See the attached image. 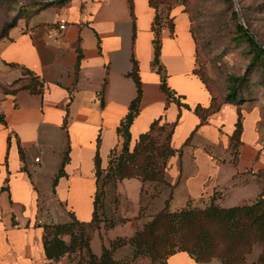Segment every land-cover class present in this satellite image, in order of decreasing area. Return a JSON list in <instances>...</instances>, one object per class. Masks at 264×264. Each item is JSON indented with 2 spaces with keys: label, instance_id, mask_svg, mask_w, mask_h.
Segmentation results:
<instances>
[{
  "label": "crops",
  "instance_id": "0c3cea01",
  "mask_svg": "<svg viewBox=\"0 0 264 264\" xmlns=\"http://www.w3.org/2000/svg\"><path fill=\"white\" fill-rule=\"evenodd\" d=\"M133 3L135 39L129 0H72L61 9L40 12L28 23L20 22L0 40V66L10 80L22 72L7 63H18L44 83L42 94L22 89L5 95L0 103L6 119L5 124L0 122V264H42L46 261L43 224L67 221L70 212L81 221L92 219L95 155L99 150L106 168L111 151H120L122 138L117 128L137 95L136 83L128 75L133 53L139 61L143 96L130 127L131 146L155 119L173 123L181 114L172 136L176 152L167 167L173 187H164L156 202L160 198L165 207L169 199L170 211L211 202L232 207L252 203L263 192L258 175L264 169L260 111L242 108L238 149L231 141L238 118L234 105H224L200 125L194 108L210 106L212 96L193 73L196 44L189 15L180 6L171 11L175 35L163 31L160 60L168 73V85L192 108L169 101L152 64L156 9L149 0ZM68 147L66 175L54 186ZM153 190L154 185L137 178L118 182L119 213L126 222L111 229L101 225L91 243L96 254L101 253L103 243L134 235L144 197ZM66 261L63 258L56 264ZM168 263L218 264L198 263L184 251L172 255Z\"/></svg>",
  "mask_w": 264,
  "mask_h": 264
},
{
  "label": "trees",
  "instance_id": "16d2710c",
  "mask_svg": "<svg viewBox=\"0 0 264 264\" xmlns=\"http://www.w3.org/2000/svg\"><path fill=\"white\" fill-rule=\"evenodd\" d=\"M72 0H51L43 3L30 17L34 18L40 12L50 7L63 8ZM179 0H149L152 7L156 9V15L152 22L154 33V59L152 64L160 74L161 89L167 95L169 101H175L180 108L192 107L183 102V95L168 85V73L161 63V50L163 43V31L167 29L171 36L175 35V16L171 15L175 3ZM69 2V3H68ZM130 2V11L133 18V38L136 36V23L133 0ZM162 4L170 5L166 15L160 8ZM179 4L184 5V2ZM189 15L191 21V32L196 44V63L193 73L196 74L210 92L212 99L208 107L200 104L194 108L200 117V125L208 122L210 116L222 110L226 104L234 105L237 109L236 128L231 136L232 145L238 149L242 144L243 111L242 101L245 99L246 90L241 91L246 83L245 75L255 69L264 60V49L252 37L242 24H238L241 35L247 39L252 48L253 57L250 61L245 75L242 77L228 76L229 90L224 97H219L212 82L204 77L198 69L199 43L193 30L192 16L186 8L183 9ZM234 16H238L234 11ZM20 19H28L27 16L19 14L12 21L6 23L0 31V40L8 37L12 28L16 27ZM80 50V49H79ZM81 58V51L79 54ZM133 67L128 74L136 83L137 95L130 104V110L117 128L118 135L122 138L120 151L113 149L109 155L108 165L102 167V159L97 150L95 155L96 193L94 197V210L89 222L79 220L74 212H70V219L64 222L45 223L43 227V247L46 261L42 264H56L63 258H67L66 264H126L114 257L116 250L124 245L130 244L134 248V255H149L161 260V264H169V258L177 252H187L198 263L209 261L218 256L223 264H248L245 255L259 244L263 247L257 262L252 264H264V188L260 196L251 204H242L232 207H222L212 202L205 209L186 207L177 211L168 210V202L151 221L147 222L142 229L131 237H118L103 243L102 251L98 255L92 250L93 234L100 230L104 224L106 229H111L117 224L126 222L119 213V196L116 188L120 180L125 178H137L143 183L157 182L173 187L166 177L169 159L176 152L172 146V136L180 120L173 123H161L162 117L155 119L150 130L142 133L133 149H131L130 127L140 110L143 96L142 81L140 77L139 61L135 53L132 55ZM10 67L19 68L22 76L13 80L11 89L6 94H15L19 90L27 89L32 93L42 94L44 83L40 76L33 70L18 63H7ZM0 122L6 123L5 115L0 109ZM157 132L156 134H154ZM165 133V142L159 143L158 137ZM191 139L188 138L186 142ZM264 150V146H263ZM20 153L24 157L23 149ZM70 147L65 152L61 167L56 174L53 185L56 186L59 179L66 175L65 166L70 160ZM238 153V151H237ZM264 183V169L258 172ZM110 186L115 189L114 208L110 213L107 211L108 191ZM110 202V201H109ZM106 210V211H105ZM15 224V223H14ZM103 239V237H102Z\"/></svg>",
  "mask_w": 264,
  "mask_h": 264
},
{
  "label": "rangeland",
  "instance_id": "374dc122",
  "mask_svg": "<svg viewBox=\"0 0 264 264\" xmlns=\"http://www.w3.org/2000/svg\"><path fill=\"white\" fill-rule=\"evenodd\" d=\"M46 1L51 0H0V31L6 23L12 21L19 14L27 16L28 19H20L18 24L20 22L28 23L32 19L30 17L32 13ZM181 1L184 2V5L179 4ZM178 2L173 6L186 8L192 16L193 30L199 43V60L197 64L199 72L212 82L216 94L219 97H224L230 85L228 76L242 77L245 75L253 57L252 48L247 39L241 35L237 25L239 23L243 24L248 31L256 36L259 43L264 46V0H179ZM169 7L170 5L168 4H162L160 8L166 15ZM48 9L61 8L54 6ZM234 11H237L238 16H234ZM245 77L246 84L241 89V91L246 90L245 99L242 101V108L249 111L254 109L260 111V129L262 131V139L264 140V60L255 69H251ZM12 81L7 71L0 66V103L3 97L7 95L6 92L11 89ZM165 135V133L159 135V143L165 142ZM133 147L131 146V149ZM146 183L154 185L155 190L149 196L144 197L142 215L138 218L140 222L136 232L142 229L147 222L151 221L158 212L165 208L162 207L164 206L163 200L158 198L156 202L155 198L167 186L151 181ZM107 191V211L110 213L115 205L113 199L115 198L114 193L117 191L110 186L107 187ZM146 191V194H148L149 191ZM211 203L189 207L205 209ZM123 249H125V252L121 253ZM262 250L263 247L256 244L245 255L246 263L252 264L257 262ZM114 257L126 264H161V260L152 258L149 255L135 256L134 248L130 244L118 248L114 253ZM208 262L223 264L222 259L218 256L212 257L204 263Z\"/></svg>",
  "mask_w": 264,
  "mask_h": 264
},
{
  "label": "water",
  "instance_id": "95a60500",
  "mask_svg": "<svg viewBox=\"0 0 264 264\" xmlns=\"http://www.w3.org/2000/svg\"><path fill=\"white\" fill-rule=\"evenodd\" d=\"M243 25V24H242ZM245 27V26H244ZM246 28V27H245ZM247 29V28H246ZM251 35H252V37L259 43V41L257 40V38H256V36L253 34V33H251L250 31H248ZM260 44V43H259ZM260 46L262 47V49H264V46H262L261 44H260Z\"/></svg>",
  "mask_w": 264,
  "mask_h": 264
},
{
  "label": "built area",
  "instance_id": "2783aa9c",
  "mask_svg": "<svg viewBox=\"0 0 264 264\" xmlns=\"http://www.w3.org/2000/svg\"><path fill=\"white\" fill-rule=\"evenodd\" d=\"M64 26H65V25H61V28H64ZM31 33H32V32H31ZM35 160H36V161H40V158L37 157Z\"/></svg>",
  "mask_w": 264,
  "mask_h": 264
}]
</instances>
